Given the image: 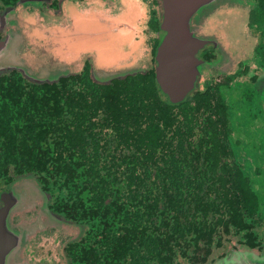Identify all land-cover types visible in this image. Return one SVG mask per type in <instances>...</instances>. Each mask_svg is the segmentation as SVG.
<instances>
[{
    "label": "trees",
    "instance_id": "16d2710c",
    "mask_svg": "<svg viewBox=\"0 0 264 264\" xmlns=\"http://www.w3.org/2000/svg\"><path fill=\"white\" fill-rule=\"evenodd\" d=\"M252 1L264 52V0ZM143 26L159 33L155 8ZM131 30L126 35L138 39ZM159 42L153 40L149 69L108 82L94 78L90 62L53 83L15 70L0 75V196L32 178L67 216L86 221L87 241L72 254L80 264H151L185 236L197 245L219 234L218 248L227 233L231 245L260 244L261 197L249 174L252 161L240 157L221 84L169 102L155 75ZM217 187L223 206L212 218L199 202L203 188ZM189 248L188 263H209V254L200 259Z\"/></svg>",
    "mask_w": 264,
    "mask_h": 264
},
{
    "label": "rangeland",
    "instance_id": "374dc122",
    "mask_svg": "<svg viewBox=\"0 0 264 264\" xmlns=\"http://www.w3.org/2000/svg\"><path fill=\"white\" fill-rule=\"evenodd\" d=\"M240 1L226 0L220 6L205 11L203 19V11L200 12L194 17L199 21L194 27H197L198 36L202 32L206 36L200 37L213 38L221 43L226 56L224 59L228 62L226 68L231 76L235 75L232 81H236H231L232 86H222V93L231 107L232 127L236 128L234 139L244 157L254 163L257 159L255 165H264V121L262 116L256 119L260 117V99L256 90L251 91L254 87L250 86L252 72H260L253 58L261 53L262 38L255 28L257 21L253 19V1ZM30 6L33 7H23L19 17L17 13L11 16L13 23L8 28L15 29L8 31L19 32V35H14L15 38L23 37L24 46L19 48L18 54L21 61L36 74L45 73L43 71L50 72V75H56V72L78 73L90 62L93 71L103 78L127 71H145L152 66V45L158 34L143 26V18L149 20L151 8H155L160 17L162 7L155 4V0H89ZM126 30L137 33L139 38L133 40V35H126ZM213 52L219 56V53ZM241 64H247L248 71L242 68L243 74H234ZM224 79L217 74V68L207 69L198 87L201 90L206 84L223 82ZM232 89L235 92L231 96ZM242 111L244 115H253V118L244 116L240 119ZM12 189H17L23 196L30 194L33 199L37 196V203L41 202L43 209L45 199L32 178L17 180ZM34 207L25 209L23 199L11 215V225L20 235L22 243L11 256L9 264H66L65 247L78 237V232L62 226L51 229L53 224L48 221L47 215L30 210ZM260 213L264 216L263 199ZM45 222H48L47 225Z\"/></svg>",
    "mask_w": 264,
    "mask_h": 264
},
{
    "label": "water",
    "instance_id": "95a60500",
    "mask_svg": "<svg viewBox=\"0 0 264 264\" xmlns=\"http://www.w3.org/2000/svg\"><path fill=\"white\" fill-rule=\"evenodd\" d=\"M46 0H20L23 6L30 4L42 3ZM47 0L46 2H51ZM226 0H158V4L162 7L160 15V31L158 33L159 45L155 54V75L157 84L167 99L172 104H180L185 102L188 97L198 89L201 68L207 66V63L201 59L202 49L211 43L207 38L197 35V27L199 24L194 17L202 11H208L220 6ZM240 2V0H231ZM6 12L1 16L0 32H4L5 28L10 24L11 12ZM15 12V10H14ZM11 14V15H10ZM19 32H8L3 39L0 40V75L10 71H18L27 79L35 83H53L58 81L63 75H69V72L50 75V72L36 74L29 69L22 61L18 54L19 48H23L22 36L16 37ZM223 53L222 58L226 56L224 49L220 48ZM260 65V64H258ZM263 72L254 79L252 84L254 89L261 97V109L264 113V68ZM135 73L124 72L122 74L99 77L95 72L93 76L98 81L108 82L114 78H122L123 76ZM259 73V72H258ZM257 75L252 72V76ZM32 193L26 191V193ZM25 193V194H26ZM24 197V198H23ZM37 197V196H36ZM24 199V204L32 203L33 198L30 194L26 196L20 195L17 189H12L8 193L0 196V264H6L10 261L13 253L21 246L22 240L20 235L15 232L11 225V215L20 207ZM8 264V263H7ZM218 264H264V256L243 255L232 253L225 260L219 261Z\"/></svg>",
    "mask_w": 264,
    "mask_h": 264
},
{
    "label": "flooded vegetation",
    "instance_id": "af4514ba",
    "mask_svg": "<svg viewBox=\"0 0 264 264\" xmlns=\"http://www.w3.org/2000/svg\"><path fill=\"white\" fill-rule=\"evenodd\" d=\"M34 1H38V0H34ZM46 1L42 2L40 4L39 3H36V4L39 6L44 5V4L45 5L48 4V5L52 6L55 2H58V3L59 2H81L82 3L84 1L87 2L89 0H52L51 2H46ZM30 5H32V4H30ZM30 5L23 6L21 4L20 0H18V2L15 4L11 3V4L4 5L2 7L0 6V18L6 12H9L11 10H13L11 12L12 15H15L17 13V17H19L18 14L21 15L23 12L22 10H24L22 8L23 7H25L26 9L32 8L33 6L31 7ZM231 6H234V4H231ZM14 10H15V12H14ZM204 12L205 11H203L201 14L202 19L206 15V14H204ZM15 20L16 19H14V21ZM12 23H13V21L10 20L9 25H11ZM8 26L5 28L4 32H0V40L3 39L4 36L9 31H11L12 28H14V27L8 28ZM199 34H200V36L204 35V33H202V32H200ZM204 36H206V35H204ZM207 39L213 41V38L212 39L207 38ZM221 47L222 46H221L220 42L214 41V43L208 44L202 49L200 56H201V59L207 63V66H203L201 68V75H200L199 80H201L202 74L205 72V70L207 71V69L217 68V74L220 77L223 76L225 78L223 80V82L218 81V83L221 84V87H222L225 84L231 85L236 81H234V82L232 81L234 79L235 75L231 76V73H229L230 70H228V67L226 68V65L228 64V62H226V59L221 58V50H220ZM213 51H216V53H219V56L217 57V55ZM208 54H212L211 60H208V57H206ZM255 55H256V57L253 58V62L260 64L259 65L260 72L257 73L258 71H255V73L257 75L252 76V78H251L252 84L254 83L253 82L254 79L257 78L263 72V70H261V69L264 68V52L261 50L260 54H258V55L255 54ZM217 63H219V65L215 66V65H217ZM221 64H222V66H221ZM242 68L245 69V71H248V69H249L247 64L246 65L241 64V67H239V68L237 67V70L234 74H238V75L243 74L244 71L241 72ZM198 85L200 86V83ZM250 86H253V85H250ZM198 89H199V87H198ZM225 89L230 90L228 88H225ZM231 92H232L231 93V96H232L233 93L235 92V90L233 92V89H232ZM258 95H259V93H258ZM259 99H261V97H259ZM260 103H261V100H260ZM262 111H263V109L260 111V117L257 116L256 119L259 120V118H261V116H262L261 120L264 121V113ZM242 112H243V115L241 117H239L240 119L244 118V116H248L250 118H253V115H251V114H245L244 115V111H242ZM260 122H262V121H260ZM263 125H264V123H263ZM240 157L248 159L247 157H244L242 154H240ZM254 157H256V156H254ZM256 161H257V159H256ZM256 161H255V163H257ZM255 163L252 162V169L250 170L249 174L255 181L254 187L256 189V192L259 194L261 199H263V201H264V165H262V164L261 165H259V164L255 165ZM24 178H26V177H24ZM13 185H14V183L11 186L7 187V189L3 193H8L9 191H11ZM36 185L42 194L41 197L43 196L42 198L45 199L43 209L41 208L42 203L41 202L37 203L39 200V198H37V197H35L32 200V203L25 204V207H26L25 209H27L29 206L30 207L35 206L34 208H32L30 210H35L38 213L40 212L41 214H43V213L46 214L48 221H51V223L53 224L51 227V229H53V230H56V228H58L57 226H62L64 228H67L68 230H70V228L75 229V231L78 232V237L74 241L70 242L65 247L66 259H67L66 264H80L78 262V260H76L72 254H74V249L76 246L79 245L81 247L87 241V238H88L89 233H90V230L88 229L89 228L88 223L86 221L85 222L78 221L72 216L71 217L69 215L67 216L65 211L58 208L57 204H59V203L56 200V198L51 193L42 189L37 183H36ZM184 188L186 189V185L184 186ZM215 192H218V187L216 189H213V190H209V188H208V190H206L203 188V191H202L203 200L201 202H199L200 204H202L204 206V208L210 209L209 213H210V216H212V218L214 215L217 214V210L219 209V207L223 206V204H221L217 200V195L214 194ZM204 193H212V199H210V195H204ZM186 196H187V194H185V197ZM181 198H182V202L184 204H186L188 200L185 199L183 196ZM1 206H2V203L0 202V207ZM41 209H42V212H41ZM223 211H224V209H222V212ZM260 211H261V208H260ZM22 215H24V214H22ZM70 215H72V214H70ZM36 216H37V213H36ZM259 217H260L259 220H256L257 227L255 230L257 232V235H258L257 237H258V241L260 242V244L258 243L259 245H257L254 248H251L249 245H241L240 246V245L236 244V242H234L231 245V233H227L228 236L222 238L221 248L217 247L219 239H220V237H218L219 234H215V236L211 235V237H212L211 240H209V238L206 237L205 239L200 240L197 245L190 244L187 241V236H185L184 239L181 240L182 242H178V243L175 242L173 244V248H171V247L168 248V251L163 253V257L161 259L160 258H153L150 263L151 264H169L170 262H173V264H191V262L188 263L187 257L183 255V249H187V247H190L189 249L193 253V255H198L200 259H202V256L209 254V257H210L209 263H206V264H218L219 261L225 260L232 253L243 254V255H256L259 257L264 256V216L262 215V213H260ZM45 223H46L45 225H47L48 222H45ZM224 232H225V230H224ZM92 244L93 243H91V245ZM7 263L9 264L10 262L8 261V262H6V264ZM57 264H63V263H57Z\"/></svg>",
    "mask_w": 264,
    "mask_h": 264
},
{
    "label": "bare ground",
    "instance_id": "6f19581e",
    "mask_svg": "<svg viewBox=\"0 0 264 264\" xmlns=\"http://www.w3.org/2000/svg\"><path fill=\"white\" fill-rule=\"evenodd\" d=\"M24 30V29H23Z\"/></svg>",
    "mask_w": 264,
    "mask_h": 264
}]
</instances>
